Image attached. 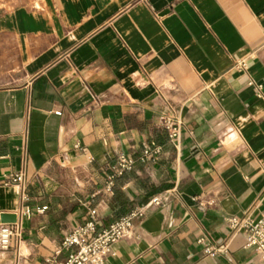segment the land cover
<instances>
[{"label":"crops","instance_id":"crops-1","mask_svg":"<svg viewBox=\"0 0 264 264\" xmlns=\"http://www.w3.org/2000/svg\"><path fill=\"white\" fill-rule=\"evenodd\" d=\"M252 81L264 93V0H0V217L24 204L6 184L24 166L34 213L0 264L64 260L91 209L108 227L154 198L107 264H264L226 224L264 215ZM152 142L161 156L140 161ZM122 154L137 164L109 192Z\"/></svg>","mask_w":264,"mask_h":264},{"label":"built area","instance_id":"built-area-1","mask_svg":"<svg viewBox=\"0 0 264 264\" xmlns=\"http://www.w3.org/2000/svg\"><path fill=\"white\" fill-rule=\"evenodd\" d=\"M234 69L241 72H248V62L246 59H240L234 65ZM255 85L257 91L256 96L262 98L264 96L263 87ZM162 127L168 132L172 142L180 140L181 124L173 119L164 118ZM163 147L152 142L141 153L140 161L148 162L161 156ZM137 159L128 154H122L118 157V162L114 175H112L106 185L107 191L111 192L115 183L125 173L133 170L137 164ZM7 185H16L21 188L23 193V201L18 215L17 221L12 224H0V250L16 249L24 240V222L33 218V210L26 203L28 202L27 191L29 187L25 166L18 172L11 174L6 183ZM159 198H154L146 207L133 210L128 215L115 221L108 227H102L98 213L95 209H91L89 220L79 225L69 232L62 241L61 250L67 252L64 260H59L57 256L46 260V264H107L109 255H113V246L122 240L130 239L134 236L136 224L142 221L146 216L148 207L160 205ZM213 205L214 203H209ZM228 229L234 234H242L245 237V247L252 248L257 255L264 260V215L260 218L231 217L226 221ZM200 243H205L201 239ZM226 246L214 247L206 245L204 252L207 255L216 257L226 251ZM18 264V263H17Z\"/></svg>","mask_w":264,"mask_h":264},{"label":"water","instance_id":"water-1","mask_svg":"<svg viewBox=\"0 0 264 264\" xmlns=\"http://www.w3.org/2000/svg\"><path fill=\"white\" fill-rule=\"evenodd\" d=\"M17 221V217L15 215H7L4 214L0 217V224H12Z\"/></svg>","mask_w":264,"mask_h":264}]
</instances>
